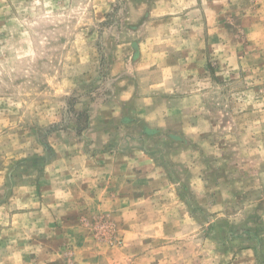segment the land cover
Instances as JSON below:
<instances>
[{
    "label": "rangeland",
    "instance_id": "rangeland-1",
    "mask_svg": "<svg viewBox=\"0 0 264 264\" xmlns=\"http://www.w3.org/2000/svg\"><path fill=\"white\" fill-rule=\"evenodd\" d=\"M29 263L264 264V0H0V264Z\"/></svg>",
    "mask_w": 264,
    "mask_h": 264
},
{
    "label": "crops",
    "instance_id": "crops-1",
    "mask_svg": "<svg viewBox=\"0 0 264 264\" xmlns=\"http://www.w3.org/2000/svg\"><path fill=\"white\" fill-rule=\"evenodd\" d=\"M128 87V86H127ZM129 90V91H128ZM128 90H123V88L118 92V96H119V100L124 102V103H132L131 108H133V112L138 115L143 117L145 120L150 121L149 115H151V112H153V107L157 104V96L154 97H137L134 95V86L132 88H128ZM125 94V95H124ZM141 102V103H140ZM139 104H142L140 107L138 106ZM169 108L166 112H168L169 115L173 114V113H177V114H182V111H179L177 109H175V105L173 103H169ZM135 109V110H134ZM132 112V111H131ZM145 121V122H147ZM151 122V121H150ZM104 153L98 154V156H105L103 155ZM100 158V157H99ZM107 158V157H106ZM109 158V157H108ZM101 160H105V158H100ZM131 179L132 180H137L138 178H140V174H137L136 172L130 174ZM149 175V174H148ZM147 174L146 179L149 178ZM144 176V177H145ZM129 177V178H130ZM145 182V181H144ZM149 183V180L147 179L145 182V185H147ZM133 185V184H132ZM30 264V263H29Z\"/></svg>",
    "mask_w": 264,
    "mask_h": 264
},
{
    "label": "trees",
    "instance_id": "trees-1",
    "mask_svg": "<svg viewBox=\"0 0 264 264\" xmlns=\"http://www.w3.org/2000/svg\"><path fill=\"white\" fill-rule=\"evenodd\" d=\"M46 150H47V153H50L52 151L49 147H47ZM26 161H28V160H26Z\"/></svg>",
    "mask_w": 264,
    "mask_h": 264
}]
</instances>
